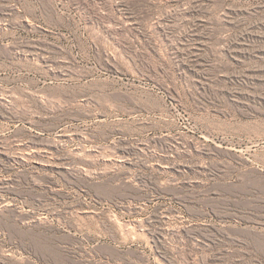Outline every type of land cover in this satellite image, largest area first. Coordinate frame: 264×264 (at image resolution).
Returning <instances> with one entry per match:
<instances>
[{"label":"rangeland","instance_id":"obj_1","mask_svg":"<svg viewBox=\"0 0 264 264\" xmlns=\"http://www.w3.org/2000/svg\"><path fill=\"white\" fill-rule=\"evenodd\" d=\"M0 48V264H264V0H0Z\"/></svg>","mask_w":264,"mask_h":264},{"label":"bare ground","instance_id":"obj_2","mask_svg":"<svg viewBox=\"0 0 264 264\" xmlns=\"http://www.w3.org/2000/svg\"><path fill=\"white\" fill-rule=\"evenodd\" d=\"M11 50L0 48V60L10 58ZM11 69L4 62H0V71ZM107 72V71H106ZM91 70L87 73L72 75L67 79L80 84L83 88L75 94L73 99H66L64 102L83 104L91 103L94 107L110 104L119 110L120 105L133 110L141 104L144 105L143 97L134 88V84L125 82L119 76L110 73ZM111 73H113L111 71ZM107 74V75H105ZM118 75V73H117ZM83 80L84 83L82 82ZM33 150L27 151L28 153Z\"/></svg>","mask_w":264,"mask_h":264}]
</instances>
